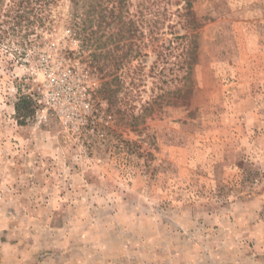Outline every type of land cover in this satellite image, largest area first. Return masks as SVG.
Listing matches in <instances>:
<instances>
[{
	"label": "rangeland",
	"instance_id": "rangeland-1",
	"mask_svg": "<svg viewBox=\"0 0 264 264\" xmlns=\"http://www.w3.org/2000/svg\"><path fill=\"white\" fill-rule=\"evenodd\" d=\"M129 1L143 56L107 17L99 65L70 0L1 7L0 264H264V0H191L192 39Z\"/></svg>",
	"mask_w": 264,
	"mask_h": 264
},
{
	"label": "trees",
	"instance_id": "trees-1",
	"mask_svg": "<svg viewBox=\"0 0 264 264\" xmlns=\"http://www.w3.org/2000/svg\"><path fill=\"white\" fill-rule=\"evenodd\" d=\"M4 1L5 0H0V11ZM183 1L185 2V6L180 16L185 19L187 30L191 31L183 38L192 39L194 37V33L192 34L193 30L190 29L193 27L192 18L194 19L191 9L192 2L191 0ZM56 2L57 0H11L8 15L9 17L12 16L11 19L14 22V26H16V24L20 26L22 22L26 21L28 24H32L33 21H31V19L34 18L43 23L44 17L42 14ZM70 2L72 5V15L75 20L76 34L81 39L83 46L95 47L94 53H92L93 62H95V64L99 65L102 58V51H100L102 43L98 35L102 33L107 25H111V23H107V17H111L113 23L117 21L119 31L116 33L115 37L121 36V39H124L125 32L134 31L135 59H140L143 56L141 51L143 42L140 40L144 36L142 19L144 18V9H147L146 5H143V10L139 13L137 19L132 21L131 19L126 20V14L128 12L127 7L130 3L129 0H70ZM119 40L120 39H118V41ZM190 43H192V40H190ZM185 51V54H190L191 44ZM103 91L109 92L110 89L103 88ZM30 102V97H21L16 105L18 117L22 122H25L33 114Z\"/></svg>",
	"mask_w": 264,
	"mask_h": 264
}]
</instances>
